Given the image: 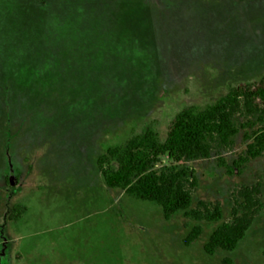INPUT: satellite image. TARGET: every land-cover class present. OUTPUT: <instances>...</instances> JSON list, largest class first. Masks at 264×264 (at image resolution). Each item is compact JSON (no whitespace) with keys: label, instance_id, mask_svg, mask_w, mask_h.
Wrapping results in <instances>:
<instances>
[{"label":"rangeland","instance_id":"obj_1","mask_svg":"<svg viewBox=\"0 0 264 264\" xmlns=\"http://www.w3.org/2000/svg\"><path fill=\"white\" fill-rule=\"evenodd\" d=\"M261 76L264 0H0V264H264V206L233 250L203 249L241 185L260 181L264 204V152L227 173L255 115L234 117L229 147L175 164L197 179L191 207L219 202L220 221L165 219L96 165L107 147L146 127L162 140L181 108ZM169 166L162 156L155 168Z\"/></svg>","mask_w":264,"mask_h":264},{"label":"trees","instance_id":"obj_2","mask_svg":"<svg viewBox=\"0 0 264 264\" xmlns=\"http://www.w3.org/2000/svg\"><path fill=\"white\" fill-rule=\"evenodd\" d=\"M237 114L255 115L241 127L261 123L245 139H250L243 154L227 166V173H241L247 162L264 152V76L254 82H239L227 88L224 95L204 106L188 105L171 119L164 139L150 127L128 137L123 143L109 146L96 158L98 171L107 187L121 189L140 200L155 202L161 207L165 219L181 211L185 217L206 222L220 221L219 202L199 200L191 207L192 190L197 179L187 167L175 164L208 158L214 146L229 147L238 132L234 121ZM165 156L172 166L159 170L155 165ZM221 165H226L220 159ZM260 181L241 185L233 197L231 219L221 221L212 230L203 249L213 254L216 249L233 250L254 218L262 211ZM16 208L12 206L11 210ZM12 215L9 214L11 218ZM201 232V226L191 227L183 243L189 245Z\"/></svg>","mask_w":264,"mask_h":264},{"label":"crops","instance_id":"obj_3","mask_svg":"<svg viewBox=\"0 0 264 264\" xmlns=\"http://www.w3.org/2000/svg\"><path fill=\"white\" fill-rule=\"evenodd\" d=\"M261 77H262V76H261ZM261 77H260V78H261ZM15 255L21 257V253H20L19 251H17V252L15 253Z\"/></svg>","mask_w":264,"mask_h":264}]
</instances>
